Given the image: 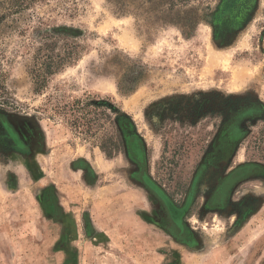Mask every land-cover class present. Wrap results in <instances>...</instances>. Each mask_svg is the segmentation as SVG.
<instances>
[{
	"label": "rangeland",
	"instance_id": "rangeland-1",
	"mask_svg": "<svg viewBox=\"0 0 264 264\" xmlns=\"http://www.w3.org/2000/svg\"><path fill=\"white\" fill-rule=\"evenodd\" d=\"M224 7L226 0H0V132L2 119L16 128L29 121L53 152L40 182L37 154L33 173L0 148V264L75 258L55 245L60 228L36 199L51 181L76 202L72 264H264V178L237 186L231 208L241 206L229 216L202 211L212 189L203 181L189 218L216 246L173 250L157 223L160 206L133 179L120 130L126 119L145 145L149 177L181 202L230 108L264 106V0L248 19ZM240 122L230 166L264 163V115ZM83 156L95 189L71 168ZM11 169L20 179L13 192L5 187ZM88 204L106 244L83 233Z\"/></svg>",
	"mask_w": 264,
	"mask_h": 264
},
{
	"label": "flooded vegetation",
	"instance_id": "flooded-vegetation-1",
	"mask_svg": "<svg viewBox=\"0 0 264 264\" xmlns=\"http://www.w3.org/2000/svg\"><path fill=\"white\" fill-rule=\"evenodd\" d=\"M217 26L220 27V25ZM230 110L227 120L218 129L213 145L199 163L181 202L176 199L175 194L166 193L149 177L145 160V145L139 135L127 129L132 125L129 123L128 126L126 119L120 122L124 147L126 151L128 149L129 160L135 168L133 179L142 185L160 206L161 214L159 210L158 212L161 221L157 220V223H160L171 239L180 245L193 248L200 242L201 238L196 228L192 227L189 216L196 201L199 200L200 194H197V191L203 181L211 179L212 189L203 198L205 204L202 211L212 215L229 216L232 212L238 211L241 206L234 205L238 208L236 210L231 208L237 186L246 180L264 178V163L252 161L235 167L230 166L235 159L239 139L244 134L240 121L263 117L264 106L257 101H250L239 108L231 107ZM2 123L6 130L0 132V148L7 149L9 157L18 155L32 160L43 143V132L33 129L29 121L17 128L4 119ZM246 212L245 209L243 215Z\"/></svg>",
	"mask_w": 264,
	"mask_h": 264
},
{
	"label": "crops",
	"instance_id": "crops-1",
	"mask_svg": "<svg viewBox=\"0 0 264 264\" xmlns=\"http://www.w3.org/2000/svg\"><path fill=\"white\" fill-rule=\"evenodd\" d=\"M43 137V143L40 145V148L38 149L37 152V165H38V170L34 165H31V159H27L25 157H20V156H11L14 159L20 160L22 164L26 165L27 172L32 171L33 173H36L37 170V179L41 181H45L48 176V165L47 161L50 159L52 156V153L50 149L47 148L48 146V139L44 134H42ZM29 158V157H28ZM34 160V157H32ZM72 165L71 168L75 173H83L85 178L86 183L89 185V188L94 187V183L90 181L87 173L89 169L92 170L91 165L88 164V158L87 157H78ZM102 162H99V168L101 172L103 171V159L100 158ZM34 163V162H32ZM30 165L34 168L31 169L29 168ZM23 169V168H22ZM24 170V169H23ZM11 174H10V179L8 182H6L5 187L7 191L13 192L17 191V188L20 186V179H18L19 173L15 169H11ZM81 173V174H82ZM36 176V175H35ZM50 176V172H49ZM16 179L18 180L16 182ZM35 179V178H34ZM95 189V188H93ZM37 201L40 205V209L42 211V214L45 215V217H48L50 221H52L57 227L60 229V235L55 243V245L58 247V249H62L64 251L71 249L72 254H74V257L72 261H65V264H72L74 260L77 261V247L75 243H78V238H79V221L77 219V207H76V202L72 199H69L68 197H64L60 195V190L56 186V182L51 181L50 183H45L41 188H39V191L37 193ZM92 202V204L95 202L92 196V199L87 200V202ZM88 202V203H89ZM89 203V204H90ZM88 204L87 210L83 212L82 218H83V233L86 235L88 239L94 240H100L99 243L101 244H106L108 242L102 241V236L104 234H107L104 230H102L100 227H98L97 223L95 222V217L93 214V205L90 206ZM95 207V205H94ZM153 222V221H152ZM71 226V229L68 230V226ZM153 226V225H152ZM103 234V235H102ZM167 238L171 239V237L168 235L166 232ZM228 240L227 238L225 241ZM67 245V246H66ZM109 245V244H108ZM172 246L173 250L175 246L181 247L183 249H187L188 251H192V253H198V254H204L209 248L210 250L214 249L216 246V241H210V240H203L202 238L200 239V242L198 243L197 246L188 247L186 245H180L173 241L168 242V246ZM214 247V248H213ZM170 248L168 247V251ZM66 253V252H64ZM73 257V255H72Z\"/></svg>",
	"mask_w": 264,
	"mask_h": 264
},
{
	"label": "trees",
	"instance_id": "trees-1",
	"mask_svg": "<svg viewBox=\"0 0 264 264\" xmlns=\"http://www.w3.org/2000/svg\"><path fill=\"white\" fill-rule=\"evenodd\" d=\"M226 4H228V7H224L221 10L224 14L227 11L229 15H232L234 12H236V15L245 16V18L248 19L250 16L249 13L254 9L255 0H226ZM238 4H240V8L237 9ZM56 31L61 33H72L74 35L80 34V31L66 27L59 28Z\"/></svg>",
	"mask_w": 264,
	"mask_h": 264
}]
</instances>
